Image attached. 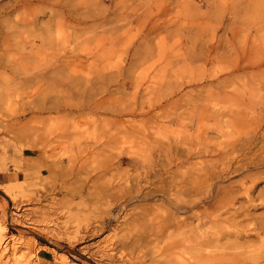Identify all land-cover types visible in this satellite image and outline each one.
Returning a JSON list of instances; mask_svg holds the SVG:
<instances>
[{"label": "rangeland", "instance_id": "obj_1", "mask_svg": "<svg viewBox=\"0 0 264 264\" xmlns=\"http://www.w3.org/2000/svg\"><path fill=\"white\" fill-rule=\"evenodd\" d=\"M153 1L159 3L157 9L152 0H142L147 7L138 11L139 23L129 25L126 36L111 44L102 46L86 36L76 39L60 21L61 41L48 50L38 36L54 22L44 14L30 29L32 46L25 44L24 49L17 38L8 44L0 40V264H210L204 248L197 245L203 230L211 232L191 215L197 207L176 213L188 214L182 230L161 231L153 216L140 223L134 220L153 205L157 216L172 212L174 196H169L168 181L176 170L165 173L169 159L172 169L182 166L179 171H187L188 154L199 147L207 149L203 154L210 162H199L207 167L224 157L216 153L245 152L250 161L246 150L237 146L233 151L228 141L253 137L264 142V0ZM9 5V0H0L3 35L2 26L16 18L32 19L27 14L43 8L33 3L27 11L8 14ZM56 29L52 28V37ZM105 47L108 52L100 55ZM18 73L31 78L28 89L16 80L6 82ZM12 86L15 90L5 94ZM41 103L43 111L38 109ZM56 136L95 140L99 150L106 141V153L115 157L111 168L101 169L104 158L95 156L97 169L88 162L78 174L79 167H67L68 152L61 147L51 155L55 161L61 159L62 170H71L69 175L51 177V169L42 170L52 162L48 159L43 165H31L28 150L33 145L40 149L44 138ZM259 156L264 153L251 158L261 160ZM159 171L160 190L153 177ZM95 172L106 173L96 182L98 187L141 184L153 192L116 203L107 195L96 201L85 193L67 192L68 187L86 184V177ZM247 179L255 184L249 193L254 202H264V193L256 196L264 191V165L248 168L228 182H236L241 195L242 181ZM153 181L158 190L150 184ZM4 188L9 194L2 192ZM188 197L180 195L179 201L193 199ZM255 213L264 214V208ZM141 230L146 235L142 243L119 246L127 231L134 238Z\"/></svg>", "mask_w": 264, "mask_h": 264}, {"label": "bare ground", "instance_id": "obj_2", "mask_svg": "<svg viewBox=\"0 0 264 264\" xmlns=\"http://www.w3.org/2000/svg\"><path fill=\"white\" fill-rule=\"evenodd\" d=\"M9 1H10L9 7L12 6V9L11 11L8 12V14H11V12L15 9L18 10L24 9V11H27L29 9L28 6L33 3H38L43 6L42 9H39V11L35 10V13H33L34 11L33 10L31 13L27 14L30 15L32 19L25 20V19L16 18V21H12V22L9 21L10 22L9 25L8 24L5 26L1 25L3 28H5L4 35L0 33L1 34L0 40L2 41V43L8 44L11 38L13 39L17 38L18 41H16V43L24 46L23 47L24 49L26 48L25 44L28 46H32L31 42L34 39L30 38V29L32 28V26H36L40 15L43 14L46 15L47 21L49 23L54 22L49 24L50 26L46 28L44 34L38 36V39L41 42V46L42 47L47 46L48 48L46 47L45 48L50 50L61 41V36L59 34L60 32L57 31L59 30L58 29L59 27L61 28L60 21L61 22L64 21V23H66V25L71 28L74 37L76 39H78L77 36L80 37L86 36L85 38L87 39L88 38L96 39L97 41L101 42V45L103 46L106 44H111L116 40H121L122 38H124L127 34L126 30L128 29V26L134 23H136L137 25L138 11L144 6L147 7V5H145L147 3L145 2H144L145 3L144 6H142L143 4L142 0H9ZM152 2H154L153 5L154 9H157L159 7V3L153 0ZM19 19L21 20V23L17 22L19 21ZM0 23H2V20ZM54 27H57L56 29L57 32H56V36L52 37L51 33H52V28ZM2 30L0 32L3 33ZM75 33H80V34L76 35ZM73 34L70 36H73ZM67 38H69V36H67ZM101 49L102 50L99 53L100 55L107 53L109 50V48L107 47ZM44 50H41L40 53L41 55L44 54L45 56L47 55V53H45ZM73 51L74 50H72L71 53H73ZM30 54L32 53L21 52V55L23 56H28ZM53 54L55 53L51 51L50 55L52 56ZM88 54H93V52L90 51ZM19 57H22L20 56V53H19ZM24 68L28 69L26 65ZM26 73H28V71L24 72V74ZM15 80L19 82V84H21L22 87H27L26 89H28V86L31 82V78L29 76L27 75L24 76L23 74L22 76H20V73L13 75V77L6 78V82L9 83ZM12 87L6 88L4 91L5 94L12 93L15 90V88ZM24 90L25 88H23V91ZM38 109L39 111L45 110L46 108L44 103L39 104ZM29 120H31V118ZM43 135H48V133L47 134L43 133ZM46 139L47 140H45L44 138V140L41 141L40 149H37L36 147L37 145L36 146L33 145L26 153V156L31 165H36V163L38 165L40 164L43 165L44 164L43 161H45L46 159L54 162V164H52V162L49 163V165L45 164L44 165L45 168L43 169L41 168L42 170H45L46 168L48 170L51 169L49 172H51L50 174L51 177L54 176V178L62 177L64 174L69 175L71 172V170H62L61 168L62 165L60 164L61 159L57 161L53 159V157L55 156L53 151H55L56 147H61L60 150H62L63 148L64 150H66L65 151L66 153L67 152L69 153V154L67 153L68 156L66 155L68 157L67 167L69 168L79 167L80 170H78V174H80L82 170L87 168L86 165L88 162H90L93 166H95V168L91 166V169L93 168L97 169V164L95 165L94 160H92L94 159L95 156L97 158L99 156H103L104 158L102 164L103 167H101V169L104 168L105 170L107 169L109 170L111 168L110 161H112L115 158L114 156L113 158L111 154L106 153L105 148L106 147L108 148L107 145H109L106 141L102 142L103 143L101 144L102 149L99 150L98 148H96L97 144H99L97 141L95 140L89 141L81 137L59 138L56 136L55 138L52 139H48V138ZM251 139L245 142L244 141L238 142L236 140L235 141L231 140L228 141L227 143V145L233 151L237 146H239L242 150H246L247 154L250 156L249 159L250 161H248L245 152H244L245 154L243 153V155L237 153H235V155H230L231 152L230 154L224 153L223 155H221L220 153H216L215 156H219V157L224 156V157L219 163L217 162L215 164H212V166L209 165L210 167H207L199 163L210 160V159H205L206 154H203L207 152L206 151L207 149L204 152L203 150H197V148L199 149V147H197L194 150H190L188 154V159L190 160V162L188 163L189 165L187 171H182V172L179 171V169L182 166L177 167L176 169H172L171 167L172 160L169 159L167 165H170V168H167L165 170V173H173L172 171L176 170L175 171L176 176L170 177L172 178V180L168 181L169 183H171V186L169 188L170 189L169 196H174L172 197L174 198L172 199L173 202L170 201V203H172L171 205L173 208L172 212L168 214L165 212V215L160 217L157 216V214L154 211V208L155 210L157 208L153 207L154 205L149 206L148 208L143 210L142 213L140 212V214H138V217L134 220V222L138 220V222L140 223L142 222V219H146L148 217L147 219L149 220V218L153 216L154 218L152 219V221H155L153 222V224L155 225V227H158L159 230L161 231L171 228L182 230L185 218L186 219L188 218L187 216L188 214L186 216L179 217L176 216V213L177 212L184 213V211L191 212L193 211L194 207H197V209L191 215L195 217L194 219L199 220L200 223L203 224V227L205 225L206 228L211 231V232H207L203 230V232H201V234L197 238V245H200L202 246L201 248H204L206 254L204 255L205 259L210 264H264V214L258 215L255 213L256 210L260 208H264V202L255 203L254 198L249 195V193L252 191V188H254L255 185L254 183H251L252 181L249 182V179L242 181L241 188H243L244 193L241 195H238V189H235L237 185L236 182H228L229 179H231L233 176L239 174L240 172L242 173L243 171H246L248 168L264 165V156L262 157L259 156L261 160H257V158L254 159V157L251 158L252 156L258 157V155L264 153V146H262L261 144L264 142L259 143L260 141L253 137H251ZM254 147L255 149H253ZM52 152L54 156L51 155ZM241 156L242 158H240ZM197 159H200V161L199 160L196 161ZM145 161L146 160H143V162ZM115 167H117V165ZM102 174L103 172L102 173L95 172L93 176L86 175L87 176L86 184H79L75 188L68 187L67 192H71L73 195L75 193L76 194L85 193L87 197L94 196L93 199L96 201L102 200L103 198L106 197L105 195H107V197L111 198L112 201L114 200V202L115 201L118 202L119 200L125 201L127 196H129L130 197L129 199L132 200L140 197L143 199L153 192V191H149L150 189L149 190L146 189V187L145 186L143 187L141 184L135 185L134 187L131 185L130 186L123 185V187L121 188L120 185L121 183H118L117 186H115L117 188L116 190H114L115 187L111 186L110 183L103 188L98 187L96 186V182L98 181V179L104 177L106 173H104L103 175ZM162 174H163L162 171H159L158 173L157 172L153 173L154 175L153 177L157 178L159 183L158 189L162 187L160 185V183L162 182ZM117 178H119L120 180L119 176ZM125 178L123 180H125ZM175 178L177 179L175 180ZM224 180L227 183H222ZM122 182L124 184L126 180ZM155 182L153 181L150 184L156 186L154 190H158L156 189L157 184ZM248 182L251 183V185L248 186L247 185ZM88 183H91L90 186H87ZM167 188L168 187H166V189ZM248 188L250 189L247 190ZM75 189L78 190L76 191ZM2 192H4L5 194L7 193L9 194V189L4 188ZM262 193H264V191H258L256 196L260 197ZM180 195L181 196L187 195L189 197L192 196L190 197V199L191 198L193 199L190 200L189 202H187L188 201L187 199H186L187 201L181 202L179 201ZM175 196H179L178 199ZM182 198L180 200H182ZM121 208L122 207H120L119 209ZM158 212H159V207H158ZM162 214L164 213L162 212ZM134 222L125 225V228L130 230L129 227L130 225L134 224ZM208 224H211L212 226ZM127 232L126 235H123V239L118 241L119 246L121 248H128V247L134 248L135 245L142 243L144 239L143 236H146L143 234L142 230L140 234H137L136 237L134 238L128 235Z\"/></svg>", "mask_w": 264, "mask_h": 264}]
</instances>
